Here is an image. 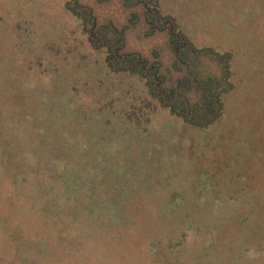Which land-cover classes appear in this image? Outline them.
I'll use <instances>...</instances> for the list:
<instances>
[{
	"label": "rangeland",
	"instance_id": "374dc122",
	"mask_svg": "<svg viewBox=\"0 0 264 264\" xmlns=\"http://www.w3.org/2000/svg\"><path fill=\"white\" fill-rule=\"evenodd\" d=\"M0 264H264V0H0Z\"/></svg>",
	"mask_w": 264,
	"mask_h": 264
},
{
	"label": "trees",
	"instance_id": "16d2710c",
	"mask_svg": "<svg viewBox=\"0 0 264 264\" xmlns=\"http://www.w3.org/2000/svg\"><path fill=\"white\" fill-rule=\"evenodd\" d=\"M133 58L136 59V62H139V60H140V58H135V56H133ZM142 62H143V64H144L146 61H145V60H142ZM129 69H130V68H129ZM130 70H131V69H130ZM133 71H137V70L132 69V72H133ZM139 73H140V72H139ZM140 74H141V73H140ZM171 110H172V109H171ZM173 110H174V113H175V114H177V115H179L180 117L184 118L185 121H188V120L186 119V116H185L184 112L180 113V112H178L176 109H173ZM188 114H189V113H188ZM188 114H187V115H188ZM209 122H211V121L206 122L205 125H206L207 123H209Z\"/></svg>",
	"mask_w": 264,
	"mask_h": 264
}]
</instances>
